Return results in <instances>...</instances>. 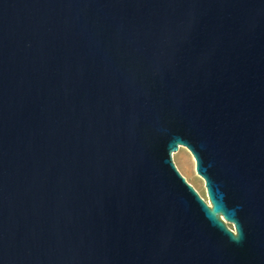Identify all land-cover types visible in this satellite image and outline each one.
I'll return each mask as SVG.
<instances>
[{
  "label": "water",
  "instance_id": "95a60500",
  "mask_svg": "<svg viewBox=\"0 0 264 264\" xmlns=\"http://www.w3.org/2000/svg\"><path fill=\"white\" fill-rule=\"evenodd\" d=\"M0 264H264V0H0Z\"/></svg>",
  "mask_w": 264,
  "mask_h": 264
},
{
  "label": "rangeland",
  "instance_id": "374dc122",
  "mask_svg": "<svg viewBox=\"0 0 264 264\" xmlns=\"http://www.w3.org/2000/svg\"><path fill=\"white\" fill-rule=\"evenodd\" d=\"M174 164L178 171L194 187L199 195L208 201L205 181L197 174L195 161L186 148H180L173 157Z\"/></svg>",
  "mask_w": 264,
  "mask_h": 264
}]
</instances>
